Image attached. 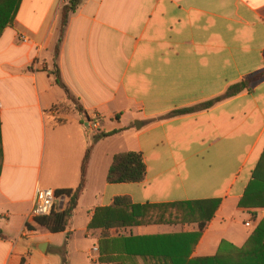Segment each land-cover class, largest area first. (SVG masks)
Instances as JSON below:
<instances>
[{
  "label": "crops",
  "instance_id": "crops-1",
  "mask_svg": "<svg viewBox=\"0 0 264 264\" xmlns=\"http://www.w3.org/2000/svg\"><path fill=\"white\" fill-rule=\"evenodd\" d=\"M63 5L22 0L0 38V264H187L223 243L247 248L264 221V0H86L55 60ZM55 63L90 119L66 111ZM91 146L77 208L51 233L30 217L37 192L76 190ZM129 152L145 179L109 183L114 156ZM212 202L196 239L187 204Z\"/></svg>",
  "mask_w": 264,
  "mask_h": 264
},
{
  "label": "trees",
  "instance_id": "trees-1",
  "mask_svg": "<svg viewBox=\"0 0 264 264\" xmlns=\"http://www.w3.org/2000/svg\"><path fill=\"white\" fill-rule=\"evenodd\" d=\"M22 0H0V38L7 27H12L15 22L16 14L19 10L20 4ZM86 0H70L68 4L63 5L61 9V21H60V38L58 44L55 49V60L58 59L60 52V45L63 42L65 31L68 27L70 17L77 13L79 8L83 5ZM55 70L52 71V75L55 77L56 84L64 90L67 99L75 105L76 110L82 114L87 119H90L86 111L82 108L79 102L71 95L67 86L64 84L60 70L58 65L55 63ZM264 76L262 73L256 79H259ZM249 87L248 82H243L231 88L229 92L224 96L225 98H231L239 95L244 90H247ZM222 97V98H224ZM222 98L215 99L208 103L195 106L188 109H183L179 111H175L169 114V117H175L180 115L192 114L202 110L209 109L215 103L220 102ZM91 121V120H90ZM114 132L112 134H103L95 138V140H99L101 138H105L111 135L116 134ZM92 152V146L87 150L86 155L84 157L82 168H81V181L76 190H62L57 191L56 195L58 198L67 197L68 204L66 208L62 211L56 209L50 217L37 218L35 221L45 227L51 233H60L66 231L69 222L73 216L74 211L77 208L79 198L84 191L86 184V170L88 166V162L90 159V155ZM3 160V146L1 139V121H0V164ZM260 171H263L264 174V155L260 161L257 172L254 175V180L258 182H264V177L258 175ZM146 177V166L143 160V157L140 153L129 152V153H119L114 156L112 165L108 172L107 181L111 184H121V183H140ZM125 198H118L115 200V205H121L126 202ZM218 202H212L211 205L208 203H194L187 204L189 206H195L197 208L195 214H198L200 217V222L198 223V232L195 234L196 239L200 237V235L204 232L207 227L208 221L211 218L213 212L218 207ZM210 206V207H208ZM141 208H132L133 211L140 210ZM209 210L208 216H206V210ZM155 221L156 219H146L140 220L138 223H143L149 225ZM227 254H226V253ZM225 253V254H224ZM163 259L165 256H159ZM102 263H113L115 259H106L103 258L100 260ZM187 264H264V221H262L255 233L251 236L249 241V246L244 250H235L232 249L228 244L223 243L219 249V253L212 258H203L196 260L194 262H190Z\"/></svg>",
  "mask_w": 264,
  "mask_h": 264
},
{
  "label": "built area",
  "instance_id": "built-area-1",
  "mask_svg": "<svg viewBox=\"0 0 264 264\" xmlns=\"http://www.w3.org/2000/svg\"><path fill=\"white\" fill-rule=\"evenodd\" d=\"M64 4H68L70 0H63ZM23 42H27L26 38H23ZM98 128L97 123L89 121V131H94ZM56 192L49 189H42L37 192L35 207L30 215L31 218H44L52 216L57 202Z\"/></svg>",
  "mask_w": 264,
  "mask_h": 264
},
{
  "label": "rangeland",
  "instance_id": "rangeland-1",
  "mask_svg": "<svg viewBox=\"0 0 264 264\" xmlns=\"http://www.w3.org/2000/svg\"><path fill=\"white\" fill-rule=\"evenodd\" d=\"M52 70L54 71L55 68H52ZM57 90H59L58 92H60V94H61L62 96L65 95L64 92H63L60 88H58ZM65 109H66L67 112H69V111H75V110H76L75 107H74V105H73L72 103H70V102H68V104H66ZM96 130H97V128H96L94 131L96 132ZM195 211H196V209H194V210L192 211V217H190V219H189V218L186 219V222H187L189 225H191L192 223H196V222L198 221V215H197V214H194V215H193V212L195 213Z\"/></svg>",
  "mask_w": 264,
  "mask_h": 264
}]
</instances>
